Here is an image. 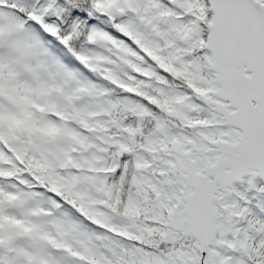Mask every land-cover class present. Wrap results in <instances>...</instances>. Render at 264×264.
Masks as SVG:
<instances>
[{
	"label": "snow or ice",
	"instance_id": "1",
	"mask_svg": "<svg viewBox=\"0 0 264 264\" xmlns=\"http://www.w3.org/2000/svg\"><path fill=\"white\" fill-rule=\"evenodd\" d=\"M0 264H264V0H0Z\"/></svg>",
	"mask_w": 264,
	"mask_h": 264
}]
</instances>
